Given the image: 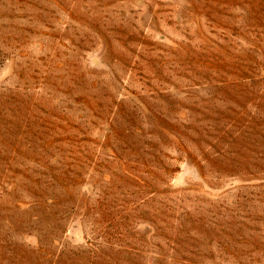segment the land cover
I'll return each mask as SVG.
<instances>
[{"label":"rangeland","instance_id":"obj_1","mask_svg":"<svg viewBox=\"0 0 264 264\" xmlns=\"http://www.w3.org/2000/svg\"><path fill=\"white\" fill-rule=\"evenodd\" d=\"M0 264H264V0H0Z\"/></svg>","mask_w":264,"mask_h":264}]
</instances>
